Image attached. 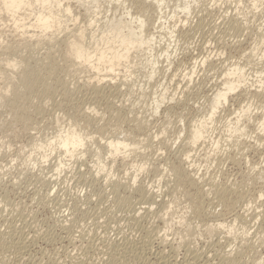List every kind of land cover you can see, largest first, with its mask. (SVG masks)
I'll return each mask as SVG.
<instances>
[{"label":"rangeland","instance_id":"374dc122","mask_svg":"<svg viewBox=\"0 0 264 264\" xmlns=\"http://www.w3.org/2000/svg\"><path fill=\"white\" fill-rule=\"evenodd\" d=\"M199 1L191 7L189 16H179L182 20L177 22L173 38L177 45L175 58L177 60H174L171 68L164 70L161 65L160 73L148 85L145 81L147 70L142 67V70L139 68L140 70L134 71L135 76L128 78L127 81L122 77L115 78L113 83L115 86L119 84V88H112L111 94L108 93L109 89L105 90L108 96L103 94L97 96L91 94L89 90L76 89L74 83L77 82L78 84H75L78 86L82 83L81 87H83L87 75L85 72L70 73L68 64L58 59L60 54L55 55L57 47L43 46L48 44L47 41L42 42L40 46H36L35 43L29 44L35 46L18 49L15 52L16 48L23 46L21 42L18 40L13 42L8 32L2 34L4 36L1 39L5 45H1L3 41L0 42V53L4 54L3 57L13 55L17 61H20L21 67L17 71H11L5 65H1L0 72L4 78L11 75L15 76L13 79L18 78L16 85L20 82L24 63L33 65L34 61L40 63L41 60L47 63L45 58L51 53V56L56 57L58 66L54 74L50 76L44 73L39 81L34 82L35 88L33 86L34 92L31 96L27 93L24 98L18 99V95L9 89V95L0 106V241L5 245L3 250L0 249L3 255L2 259L0 254V264L4 261L6 262L4 264H36V262L37 264H104L113 245L125 239L134 242L151 241L147 250L149 253L147 258L150 260L162 251L161 253H166L165 256L168 255L181 262L186 249L184 243L189 239L188 245L191 244V248L205 254L201 259L205 260L204 264H219L223 256L228 253L235 254V257L231 256L235 258L231 264H264V132L257 126L263 113L264 95L254 96L251 91V94L247 93L248 98H246L243 96L244 93L237 92V96H232L234 100L229 103L230 105L228 104L229 107H225L226 112L224 110L220 112L219 120L217 119L211 127V135L203 141L204 143L200 142L201 144L193 147L187 144L185 134L192 126V121L196 119L194 117H197V121L201 118V109L204 110L206 106V98L215 93L221 79L222 68L239 64L248 73L251 70L254 72L264 70V65L249 56L247 50L255 35L260 34L259 30L264 26V18L261 15L264 14V3L263 6L259 4V9L255 12L251 10L249 0H245V5L241 9L243 8V15L247 13L245 16L250 27L248 30L245 28L237 30L232 26L233 20L239 19L240 22L242 16L235 14L237 13L234 9L235 0ZM169 6L171 8L172 3ZM131 7L132 13L139 10L137 6ZM155 11H149L147 15V28L150 32H155L152 27L158 23ZM252 11L256 15L255 18H252ZM241 22L245 23L243 18ZM56 40L62 42L65 38L61 36ZM167 41L171 42L170 39ZM163 44L164 47L167 44L165 39L160 45ZM161 46L160 48H163ZM159 49L156 51L158 52ZM218 53H222V56L217 57ZM203 57L209 58L208 61L212 58L211 63H205L203 66L197 64L191 82L189 79H183V74L191 75L193 60L200 61ZM162 69L165 72L163 74ZM158 80L165 84L168 97H174V100L165 101L160 112L150 117L147 108ZM43 84L52 87L49 94L42 91ZM64 84L66 89L62 90ZM68 88L71 91L70 89L68 91ZM3 91L4 87L0 89V92ZM101 97L102 99H99ZM12 103L15 104L13 112L10 111ZM201 106L203 108H200ZM239 106L248 107L252 118L250 121L253 122L247 123L246 135L240 139L235 137L237 140H234L233 137L228 138V133L225 132V118L234 119V114L231 112ZM87 107L92 108L94 112L89 113ZM166 107L171 108L170 112L165 110ZM79 108L85 110V113L81 115ZM86 113L90 117V121L86 119L88 122L84 119ZM140 115L141 117H138ZM136 117L144 118L143 121L147 120L145 121L147 123H144L147 126L134 123ZM71 127L80 131L86 143L76 159L65 158L59 149L33 148L32 144L49 142L62 128L64 131ZM143 135L146 137L144 138ZM150 135L153 138H150ZM142 137L143 143L140 140L143 139ZM112 138L127 139L128 142L132 140L130 143L137 141V144L140 140V143L134 148L136 149L133 150L134 153L127 157L118 155L113 160L106 150H103L101 155L103 157L97 160L94 156L97 144L104 146V143L113 140ZM213 139L218 141V147L212 152V143H215L212 142ZM46 154L49 157L43 162L41 156ZM205 156L209 158L204 159ZM232 157L234 162L229 160ZM182 160L196 161L191 162L198 172L196 178L202 179L203 183L207 181L202 185L203 187L200 185L202 190L211 189L213 183L215 187H223V185L229 187L233 192L228 193L226 200L228 206L222 204V207L221 204H217L213 194L208 193L209 195L206 194L208 196H204L207 198L201 199L206 202H201L199 210V213L205 214L204 207L208 208L206 216L198 215L196 211L194 213V201L190 198H193L192 194L195 195L194 191H197V188L192 189L188 184H179L171 171L174 167H184ZM59 161L65 166H61L58 174L56 165L58 166ZM139 165L144 166L142 171L138 170ZM109 171L111 175L107 182L103 175ZM46 180L48 185L43 183ZM50 181H54L55 185L53 182L50 184ZM110 183H120L126 189L119 187V191H116L119 192L117 195L116 192L111 191ZM126 184L131 185L132 188L130 189L129 185L128 188ZM138 186L150 190V193L156 192V201H154L157 205H151L149 215L145 208L150 207L151 202L142 201L139 192L135 191ZM211 190L208 192H213V189ZM163 207L167 208L168 212L165 209V212L161 211ZM159 213L168 220L169 232L166 231V234L161 232L164 226L159 219ZM236 216L239 218L237 219ZM217 221L224 223L223 229L212 228L215 224H219ZM230 222H233V226ZM209 226L215 233L213 230L210 231ZM11 229L14 231L12 232ZM229 231L232 233L230 234ZM20 234L27 242L24 249L17 246L19 245L17 237ZM145 236L149 237L145 238ZM9 245H11L10 249ZM236 257L239 261H236ZM121 264H129V262L125 259Z\"/></svg>","mask_w":264,"mask_h":264},{"label":"bare ground","instance_id":"6f19581e","mask_svg":"<svg viewBox=\"0 0 264 264\" xmlns=\"http://www.w3.org/2000/svg\"><path fill=\"white\" fill-rule=\"evenodd\" d=\"M216 1H220V0H213V2H216ZM198 2H200V1L199 0H0V40H1L0 42L3 41V39H1V38H3L4 35L2 36V34H4V32H8L10 37H11V40L13 42H14V40H18L19 42H21V45H23V46L16 48L14 50L16 52V50L18 51V49L22 50V49H25V48L30 47V46L34 47L35 45L40 46V45H42L41 44L42 42L47 41L46 43H48V44H44L43 46L48 45V46H52V48L57 47L56 49L58 50V52L56 50L55 55L57 53L60 54V55L57 54V55H59L58 57H60L58 59H61V61H63L65 64H68V68H70V70H71L70 73L85 72V74L87 75L85 82H83L84 88L81 87L82 83L80 84V86H78L77 85L78 83L75 82V83H77V84L74 83V85L76 86V89H78L80 91H81V89H84V91L89 90V91H91V94L94 93L97 96H98V94L106 95V93L104 91L109 89L108 93L111 94L110 90H112V88H116V89L119 88L118 83H116V84H118L116 86L113 83L115 78L122 77L125 81H127L128 78L135 76V75H133L134 71H137V69L140 70L142 67V68L147 70V74L145 76V78H146L145 81H146V85H148L160 73V66L161 65H162L163 69L165 68V69L169 70L171 68V66L173 65L174 60L177 56L176 55L177 45L175 44V40L173 38H174L176 24H177V22H181V20H182V19L180 20L179 16L180 15L181 16L183 15L186 17L189 16L190 12H191V7H193V5L197 4ZM245 2H246L245 0H235V2H234L235 3L234 9H235V12H237L235 14L236 15L238 14V16L239 15L242 16L241 19L243 18L245 21V23L242 24L243 22H241V19H240V22H239V19L238 20L234 19L233 24H232L234 29L239 30L240 28L241 29L245 28L248 30L250 27V26L248 27L249 22L247 23L248 20H247V17L245 16L247 13L244 11L246 14L243 15V10H242L243 8L241 9V7H243V5H245L244 4ZM248 2L251 3L250 4L251 10H255V12H256V10L259 9V4L261 6L264 3V0H249ZM171 3H172V6L170 8L169 4H171ZM130 6H137L139 8V10L135 13H132V7L130 8ZM152 10H154V11L157 10V12L155 11V13L157 15L158 23H157V25L154 24L152 27L155 32H150V29L147 28L148 27L147 15L150 13L149 11H152ZM249 10H250V8H249ZM80 12H82V13H80ZM253 13L254 12L252 11L251 14H253ZM144 15H145V17H144ZM248 15H250V14L248 13ZM261 15L264 18V14L262 13ZM255 16L256 15L253 14L252 18H255ZM170 21L173 22L172 25H171ZM166 24H167V26H166ZM263 24H264V22H263ZM157 30H159V31H157ZM232 30H233V28H232ZM259 31H260L259 32L260 34L255 35V39H253L252 42L249 44V48L247 50H248L249 56H251L253 59L256 58L259 62H261L264 65V58H263L264 57V26ZM158 32H159V34L157 35ZM61 36H63L65 38L64 41L60 42V41L56 40L57 38H59ZM168 38L171 40L172 43L167 41V40H169ZM164 39H165L167 44L165 47L163 44L162 45L163 48H160V46H161L160 44ZM34 43H35V45H29V44H34ZM1 45H5V42L3 41V43H1ZM0 49H1V46H0ZM156 49H159V51L157 52ZM50 54L48 53V55L45 58V60H47V63L46 62L44 63L43 60H41V62L39 61L40 63L34 61L33 65L28 64V63H24V66H23L22 71H21L22 76H21L20 82L17 83L18 85H16V80L18 78L13 79V78H15V76H13V75L7 76L4 78L3 74L0 72V86L4 87V91L0 92V106L3 105V101L7 98V95H9V89H11L12 92H14L15 94L18 95V99H21L22 97L24 98L27 95V93H29L31 96L34 92L33 89L35 88L34 82L36 80L39 81L40 78H42L44 76V75L41 76L42 74H44V73L49 74V75L54 74V72L57 69V66H58L57 63L58 62L56 61V57H53ZM52 54L54 55V53H52ZM219 55L222 56V53H218L216 56L219 57ZM3 56H4V54L0 53V66L5 65V67H7V69H10L11 71H17V69H19V67H21L20 61H17L13 55L5 56V57H3ZM208 59L209 58H204V57L200 61H197L194 59L192 66L189 64L191 66V75L185 73L182 75L184 77L183 79H185V78L189 79V82H191L192 77L195 74V67L197 66V64L198 65L201 64V66H203L205 63H211L210 60H212V58L209 61H208ZM163 63H165V66H163ZM224 68H226V67H224ZM163 69H162V74L165 73V72H163ZM263 71L254 72L251 70L252 73L251 72L248 73V71H246L239 64H233L231 66H228L226 69L222 68V70L220 71L221 72L220 73L221 79H219V83L217 85L215 93L213 95H211L210 97L206 98V103H205L206 106H204V110L201 109L202 110L201 118L197 121V117H194V119L195 118L196 119L194 120V122L192 121V123H193L192 126L190 124V126H191L190 129L188 128L187 129L188 131L185 132V134L187 136L186 139L188 141L187 144L195 147V145L204 143L203 141H205L207 138L210 137L211 132H212L211 127H213V124H215V122H217V119L219 118V114L221 115L223 110L226 112L225 107H229L228 104L234 100V99L232 100V96H234V95L237 96V92L244 93L243 96L246 98H248L247 93L251 94V91L254 92V93L252 92V94L254 96H259V97L263 96L264 95V72ZM49 75H47V76H49ZM172 75H174V73ZM187 75H189V77H187ZM163 77L164 76L162 75V79H163ZM170 80L171 79H169V81ZM116 82H117V80H116ZM111 83H113L112 84L113 86H111ZM155 84H156L155 85L156 89H153L154 90L152 93L153 97H152V99H150L151 101H150V104L148 103L149 105L147 108L148 109L147 111L150 112V114H149L150 117H154L155 115H157L160 112L162 106H164V104H165V101L171 102L174 100V97H168L167 87L165 86V84H163V82H161V80L156 81ZM61 85H63V84H61ZM33 86H34V88H33ZM75 86H73V87H75ZM65 87H66V85L64 84V87L62 90H64ZM142 87H143V85H142ZM22 88H23V90H22ZM251 88H253L254 90L253 89L251 90ZM20 89H21V91H20ZM69 89L70 88H68V91H69ZM157 89H160V91L158 92ZM42 91L45 93L48 92V94H49L52 91V87L43 84V90ZM68 91H66V92H68ZM70 91H71V89H70ZM66 92H65V94H66ZM116 94H117V90H116ZM106 96H108V94ZM94 98H95V96H94ZM99 99H102V97ZM103 99H105V98H103ZM177 102H179V101L177 100ZM205 104H203V105H205ZM75 106L78 107L77 105H75ZM10 108H11L10 111L13 112L15 110V104L14 103L10 104ZM200 108H203V106H201ZM249 109H251V105H249ZM36 110H37V108H36ZM80 110L82 112L81 115L83 114V112L85 113L84 109H83L84 111H82V109H80ZM80 110H79V112H80ZM86 110L89 111V113L94 112V110L92 108H89V107H87ZM165 110L167 112L168 111L170 112L171 108L166 107ZM39 111H40V108H39ZM232 111L233 112H231V113L234 114V119H232L231 117H230L231 119L224 117L226 119V120L224 119L225 123H226L225 124V127H226L225 132L228 133V138L232 139V137H233L234 140H237V139H240V137H243L244 135L247 134V131H248L247 130V128H248L247 123L248 122L252 123L253 121H250V120H252V118L249 114L248 107L242 106L240 108V106H239L238 109H236V110L234 109ZM262 111H263V113H262L261 118L258 120L257 126H258V129L260 131L264 132V108ZM231 113H229V114H231ZM87 114L88 113H86V115L84 114L85 115L84 119L86 120L88 118L89 120L88 119L87 120L90 121V117H88L89 114H88V116H87ZM138 117H141V115ZM92 118L93 117H91V119ZM93 119H95V118H93ZM143 119L142 118L137 119V117H136V118H134L133 121H135L134 123H137L138 125H141V126L146 125L147 126V124H144V123H147V122H145L147 120L143 121ZM244 122H245V124H244ZM146 126H145V128L147 129ZM146 129H144V131ZM146 133L148 134L149 131ZM150 136H148V137H150ZM143 137H144V135H143ZM235 137L237 139H235ZM144 138L140 139V140H142V143L144 142ZM150 138H153V137L151 136ZM112 139L113 140H110V141L108 140L109 142H105L104 146L103 145L100 146L99 144H97L98 146H96V149H95L96 151L94 150L95 151L94 156L96 157L97 160H100L103 157V156H101V155H103L102 154L103 150H106L108 155L113 160L116 159V157L118 155H122V156L127 157V155L129 156V154H131L132 152L134 153V151L136 150V149L134 150V148H136L137 145H139V143H140V140L137 144V141L130 143V141H132V140H129V142H128L127 139H124V140H121L119 138H116V139L112 138ZM225 139H227V138H225ZM212 142H215V143H212L213 147L211 148V150L213 152V149H217V147H218V141H215L213 139ZM32 145H33L34 149H38V150H42L46 147L51 148V150H53L52 148L59 149L60 153L65 158L74 159L76 156L79 155L78 153L83 150L82 148L86 145V143H85V139H84L83 135L80 133V131L78 132V130L75 129V127H71V128L65 129L64 131L62 128L61 131L58 132V135L55 136L54 139L49 141V142H45V143H42V142L37 143L36 142ZM236 147H237V145H236ZM48 157L49 156L47 154L42 155L41 159L44 162L45 160L48 159ZM186 158L190 159L189 156H186ZM191 158H193V157H191ZM208 158H209V156L204 157V159H208ZM213 158H214V156H213ZM187 159H186V161H187ZM229 160L232 162L233 157L229 158ZM182 162H183V160H182ZM191 162H192V160H191ZM191 162H183L184 167L183 166L179 167V168L174 167V169L172 168L173 170L171 169V171L173 173V176H175V179L177 180V182L179 184H188V185L192 186V189L194 187L197 188L196 189L197 191H194V193L196 192L195 195L193 196V194H192L193 198H190V199H193V201H194V205H193L194 206V213H195V211L197 212L196 214H198L200 212L199 210H200L201 202L202 203L206 202L204 200L201 201V199L207 198L204 196H208L209 195L208 193L213 194V196H214L213 198H215V200L217 201V204L219 203L221 205L223 204L225 206H228L226 204L227 196H228V193L230 194V192L232 193L233 191H230L229 190L230 188L229 187L226 188V186L224 187V185H223V187L222 186L221 187L220 186L215 187L216 185H214V183L212 184L213 186H211L212 187L211 189H213V192H208L211 190L210 188H209L210 190L208 189L207 191H206V189H205V191L202 190L203 188H201V186L204 185V183L207 181H204V183H203V181H201L202 179H199V177L196 178V175H197L196 173H198V172H197V170L195 171V169H194L195 165L191 164ZM193 162H196V161H193ZM112 163H113V161H112ZM179 163H181V162H179ZM62 165L63 164L61 163V161H59L58 166L56 165V167H58L56 173L59 174ZM63 166H65V165H63ZM104 167H105V165H103V169H105ZM143 167L144 166L139 165L138 170L142 171ZM96 175H97V173H96ZM110 175H111V171L106 172L105 175H103V176H105L104 179L107 182H109V179H110L109 176ZM52 179L53 178H51V180ZM198 179L200 180V182ZM48 181H49V179H48ZM48 181L46 180L43 183H47ZM135 181H136V177L134 178L133 182L135 183ZM51 182H53L54 183L53 185H55L54 181H50L49 183L51 184ZM41 184H42V182H41ZM47 185H48V183H47ZM110 185L112 187L111 191L112 192L114 191V193L116 191H119V187L121 188V186H122V184H120V183H113V184L110 183ZM128 185H127V187H128ZM198 186H200V188ZM129 187H130V189L132 188L131 185H129ZM142 187L138 186V188L135 191L139 192L138 194L143 199V200L141 199L142 201L148 200V203H149V201L151 202V203H149L150 207L145 208V210L147 211V214H148L151 211L150 210L151 205L156 204V202H155L156 201L155 200V198H156L155 193L156 192H154V194H153V192L150 193V190H147L144 187H143L144 188L143 189ZM204 187H206V186H204ZM123 188L126 189L125 187H123ZM189 188H191V187H189ZM39 189H40V187H39ZM187 190H188V188H187ZM132 191H134V189ZM234 192H235V190H234ZM117 193H119V192H116V194ZM186 193H188V192H186ZM206 194H208V195H206ZM188 195L190 196V194H188ZM163 196H165V195H163ZM189 196H188V198H189ZM115 198L117 199V197H115ZM119 198H121V197H119ZM126 198H127V196H126ZM209 199H208V201H209ZM118 201H120V200H118ZM145 204H146V202H145ZM165 204H163V205L159 204V205L165 206ZM215 204H216V202H215ZM223 205H222V207H223ZM203 206L204 205L202 204L201 207H203ZM205 206H206V204H205ZM204 208L206 210H204ZM204 208L202 209V211L204 210L207 213L208 208H206V207H204ZM164 209L165 208L163 207V209H161V211L162 210L164 211ZM167 210L168 209L166 208L165 211H167ZM165 214H167V213H165ZM200 214L201 213H199L198 215H200ZM203 214H201V216ZM210 214H211V212H210ZM209 215H208V217H210ZM215 217H216V215H215ZM236 218H237V216H236ZM159 219L162 221L163 226H164L163 230L162 231L160 230V231L165 232V234H166V231L169 232L168 231V228H169L168 227L169 226L168 220H166L163 215L161 216V214L159 215ZM239 220L241 221V219H239ZM232 223L230 222V224L233 226ZM231 225H229L230 228H233V227H231ZM211 226H209L210 231L213 229L217 230V229H221L222 227H224V223L221 222L217 225L215 224V226L212 227L213 229H211ZM153 229L155 230V227H153ZM214 230H213V232H214ZM11 231H12V229H11ZM144 231H146V230H144ZM147 231H148V229H147ZM150 231L153 232L152 230H150ZM160 231H158V232H160ZM12 232H11V234H12ZM218 232H219V230H218ZM229 232H230V234L232 233L231 231H229ZM8 233H10V232L8 231ZM244 233H245V231H244ZM146 234H150V233H146ZM156 234H157V232H156ZM187 235H188V233H187ZM187 235H186V237H187ZM191 235H193V234H191ZM163 236H165V235H163ZM188 236H190V235H188ZM240 236H242V235L240 234ZM32 237H33L32 239H34V236H32ZM147 237H149V236H147ZM147 237L145 236V238H147ZM17 238L19 240V242H17L19 245H17V246L18 247L20 246L21 249H24L25 246L27 245L26 244L27 242H25V239L23 238V236L21 234ZM158 239H160V238H158ZM188 241H190V240L188 239L187 243L186 242L184 243V241L183 242L181 241L182 243H184V246H186V249L184 251L182 261L180 262V261L173 259V257L172 258L168 257V255L165 256L166 253H161L162 251L159 254L155 255L153 260L152 259L150 260L149 258H147V255L149 254V253H147V250H148L149 246L151 245L150 244L151 241H148V240L142 241L141 240V242H134L131 239H125L124 241L122 240V242L116 243L113 245V248H111L112 249L111 253L108 252L109 253V256H107L108 259L107 260L104 259V260H106L104 262V264H121V262L125 259H126V262H129V264H131L132 262L134 264H204L205 260L202 261L201 259L205 257V254L199 252L196 249L191 248L190 247L191 244L189 242L190 245H188ZM2 243H4V242H2ZM3 245L4 244H1V241H0V249H2V250H3ZM10 246L11 245L8 246L9 249H10ZM179 246H181V245H179ZM21 249L19 248V250H21ZM26 250H27V248H26ZM108 253L106 255H108ZM0 254L2 255V253H0ZM232 255L231 254L229 255V253L225 254L221 261L224 264H225V262H226V264H228L227 262H229V264H231L232 262H234L233 259L235 260V258H233V257H235V254L233 255V257H231ZM238 255L239 254H237V256ZM19 256H20V254H19ZM241 256H242V254L240 255V258H241ZM2 259H3V255H2ZM236 259H237V257H236ZM30 261L32 262V260H30ZM30 261H28V262H30ZM236 261H239V260L237 259ZM222 262H219V264H222ZM4 263H6V262L5 261L1 262V264H4ZM36 264H37V262H36Z\"/></svg>","mask_w":264,"mask_h":264}]
</instances>
